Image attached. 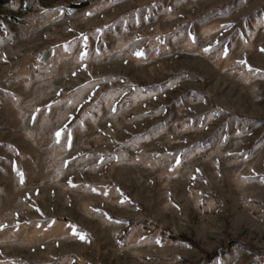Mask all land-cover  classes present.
<instances>
[{
	"label": "rangeland",
	"instance_id": "rangeland-1",
	"mask_svg": "<svg viewBox=\"0 0 264 264\" xmlns=\"http://www.w3.org/2000/svg\"><path fill=\"white\" fill-rule=\"evenodd\" d=\"M262 49L264 0H0V264H264Z\"/></svg>",
	"mask_w": 264,
	"mask_h": 264
},
{
	"label": "snow or ice",
	"instance_id": "snow-or-ice-1",
	"mask_svg": "<svg viewBox=\"0 0 264 264\" xmlns=\"http://www.w3.org/2000/svg\"><path fill=\"white\" fill-rule=\"evenodd\" d=\"M262 51H264V49H262ZM135 55L142 56L143 55V52L142 51H138V52L135 53ZM63 131H64V129H60L59 131H57V133H56L57 137H59ZM69 145H70V139H69ZM73 186H75V185H73ZM0 227H3V226H0ZM79 238L80 239H85V235L79 234Z\"/></svg>",
	"mask_w": 264,
	"mask_h": 264
},
{
	"label": "trees",
	"instance_id": "trees-1",
	"mask_svg": "<svg viewBox=\"0 0 264 264\" xmlns=\"http://www.w3.org/2000/svg\"><path fill=\"white\" fill-rule=\"evenodd\" d=\"M84 5H86V4H83V6H84ZM80 6H81V5H80ZM80 6H79V7H80Z\"/></svg>",
	"mask_w": 264,
	"mask_h": 264
}]
</instances>
